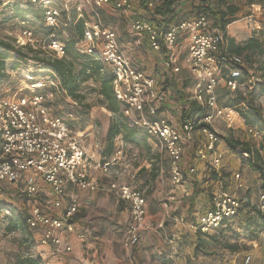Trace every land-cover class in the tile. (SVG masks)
I'll return each instance as SVG.
<instances>
[{
    "label": "built area",
    "instance_id": "obj_1",
    "mask_svg": "<svg viewBox=\"0 0 264 264\" xmlns=\"http://www.w3.org/2000/svg\"><path fill=\"white\" fill-rule=\"evenodd\" d=\"M1 1L39 9L44 26L52 29L68 26L74 16L76 20L83 18L84 6L91 9L107 7L126 14L129 33L143 37L152 52L163 56L162 68L174 74L180 69L178 40L186 36V64L194 79L186 99L194 101L200 109L205 110L206 116L202 119L181 120L178 124L163 118H149L156 115L159 104L167 101L166 93L159 90L155 77L145 73L125 56L118 45L116 32L103 25L96 14H91L89 20L84 22L83 37L76 49L81 54L93 56L111 73L112 91L115 99L124 104V117L130 125L143 129L166 155L168 175L173 186L182 185L188 175L197 172L199 165L207 166L209 179L216 182L218 188L210 194L208 208L197 217L192 228L204 235H211L238 217L245 202L237 196L236 191L227 189L222 183L219 133L213 124L220 120L232 128L237 115L232 108L219 104L218 90L221 82L228 91L233 92L239 88L244 63L240 56L226 51L223 47L224 33L211 25L206 14L163 31L134 14L139 0ZM148 6L151 8L152 3ZM245 11L246 24L259 25L264 13V0L247 4ZM36 43L29 29H24L16 39L19 48L31 46L35 49ZM45 47L53 58L61 59L64 56V45L60 41L49 38ZM28 79L32 83L25 87L28 90L26 94L16 97L24 90L22 88L14 91L12 97L0 91V187L18 189L20 196L27 200V229L37 234L39 245L52 247L62 254L69 253L71 247L62 244L60 232H74V217L79 208L77 199L67 193L68 185L91 193L108 192L128 206L129 216L122 245L125 250L133 249L139 243L146 217L143 194L117 180L118 173L113 167V160L99 161L94 166L107 181L106 187H101L88 173L90 157L86 151L84 133L73 131L69 119L56 114L48 106V102L53 99L52 90H58L59 81L54 76ZM65 99L70 101L67 96ZM245 130L252 138L260 136L255 128L247 127ZM195 131L200 138L194 148L192 164H186L184 150L192 142ZM114 146L115 157L119 159L123 156L122 142L118 147L117 144ZM242 155L250 159L247 153L243 152ZM232 177L240 182L237 188H241L240 174L235 173ZM263 183L264 169L256 181L253 204L263 219L257 240L264 244ZM42 185L47 191L45 199L40 201ZM67 197L69 201L65 204ZM251 260V256L247 255L243 263L250 264Z\"/></svg>",
    "mask_w": 264,
    "mask_h": 264
},
{
    "label": "rangeland",
    "instance_id": "obj_2",
    "mask_svg": "<svg viewBox=\"0 0 264 264\" xmlns=\"http://www.w3.org/2000/svg\"><path fill=\"white\" fill-rule=\"evenodd\" d=\"M253 1L258 3L262 0L248 1L247 4H250ZM199 2L200 0H195L196 4ZM103 9L107 16L103 22L107 27H110L116 32L117 42L122 52L129 59L130 57H133V59L137 58V61H133L132 59L130 60L136 63L143 71H145V73L157 79L160 91H166L167 89L174 91L177 89L175 87H179L180 84L183 87H187L189 85L188 88L192 89L194 85V79L187 69L186 64V36H181L178 40V48L181 52V57L178 63L180 69L179 72L174 74L171 71L162 68V55H154L155 52H152L139 39H136L134 35L128 33L126 26V14L117 11H110L105 7ZM242 11L244 14L245 10H243V8ZM13 12L14 5L5 4L0 0V37L17 47L16 39L19 37L21 32L24 29L32 30L34 38L37 40L35 49H33L40 51L41 54L44 53L47 57H50L49 52L45 47L47 40L43 36L44 32L43 28L41 27V25H43L42 21H39L32 16L26 17V19L23 21L14 18L10 19V17L13 15ZM139 17L141 18V16ZM195 17L196 15L194 14L190 15L187 19H185V21ZM207 17L211 25H213V19L209 15ZM244 17L245 15H242L241 13V15L237 17V23L229 28V36L226 35L224 42V47H226V49L227 47L229 48L231 41H233L235 45L239 46L245 45L251 38L255 39L259 43L264 41V13L262 18L259 20V25L245 24L246 21L244 20ZM143 18H145V16ZM54 36L59 41H63L67 38L66 33H64L62 29L59 28L54 32ZM134 42H139L140 44H138L137 47L129 48L128 45L130 43L133 44ZM23 53L24 58H22L23 56L19 58L13 53L10 54V57L7 60V62L11 64L16 61L15 59H21L19 63L17 62L19 66L14 71L9 70V76L7 80L0 82V91L7 96L12 97L15 94L14 91H16L18 88H22L24 90L19 92L16 97L26 94V91L28 90L25 87L32 83L28 77H32L33 80L35 78L36 80H39L40 77L37 76H40L42 73H44L42 70H40V64H38L33 58V53H31L28 49H24ZM240 56L242 57L244 63V76L239 88L231 92L225 89L221 82L218 90L219 104L224 107L225 103L232 102L234 106L231 108L234 110L238 118L236 117L234 120L232 128L227 129L225 126H218L216 125V122L213 125L216 131L219 133V139L222 138L223 135L226 136L227 142L225 149L228 151V154L232 155L236 159H239L241 163L247 165L248 171L251 172L253 170L250 167L247 159L242 155L243 152H240V150L243 151L246 145H248L253 151L260 149V155L264 160V134L260 133V136L257 138H252L249 136L245 130L247 126L245 125L244 120L239 113H246L248 111V99L250 92H253V95L255 96L254 105L258 107L264 114V52L262 53L256 49H252L241 53ZM8 66L10 67V65ZM43 82H45V80H43ZM172 83L176 85L173 86ZM98 90L99 84L93 80H88L87 82L83 83L80 88V96L82 98L80 102L73 101L71 98L69 101L65 99L66 95H63L59 92L60 94L57 95V99L60 102V107H57L56 109L58 111L63 109V114H58L69 119L70 127L73 131L84 133L85 146L88 153H96V155L100 156L99 158H102V152L105 148L106 128L113 115L106 109L102 98L98 95ZM71 102L74 103L72 104ZM228 141L232 144H236L238 146V150L234 151L230 149L227 145ZM120 142L122 141L118 137L114 139V145L117 144V147L120 145ZM115 150L116 147L114 146L113 153ZM122 152L123 156L121 161H119L120 164L116 162L113 157L110 159L107 158L105 160L113 159V167L118 173L117 180L119 182H125L129 185L134 181V170L143 161L148 162L150 158L155 159L154 157H158L153 164H156V162L160 164V162L164 161L165 159L164 154L150 141H148L146 145L142 144L139 146L122 142ZM250 159L252 160L251 156ZM147 164H149V162ZM237 173L240 174L242 179V170L240 169ZM145 174L140 175L143 178L145 177ZM98 177L99 178L97 179H99V183L104 184V182H106L104 177L100 175H98ZM234 181L237 183V185L240 183L236 180ZM243 189H245V187H243ZM245 191L246 192L245 194L243 193L241 199H243L244 196L249 198L247 190ZM23 201L24 197L20 196L16 187H2L0 191V264H9L14 254L24 253L27 250L31 251L33 246H37L35 243L36 238L33 235L34 233L27 229L26 226L16 231L9 230L8 219L11 216V212L8 210V208H1V206H10L12 208L15 207L20 209L23 206ZM247 203L249 206V201L243 205L246 206ZM243 221L244 218L242 217H236L235 219L231 220L230 225L236 229L235 232L230 230V233L221 234L218 238L221 239L224 237V239L219 240L217 244L212 243L211 251H209L208 255H198L197 258L202 259H198L199 263L203 261V264H222L224 262L227 263L228 260L233 259L234 257L236 258V262L238 264L243 262L244 255H247V253L250 252V249L254 247L253 244H255V247H257L256 242H258L257 238L254 239L250 237V233L245 230V222ZM249 230L253 231L252 228ZM229 247H233L234 250L230 249ZM194 262H196V259Z\"/></svg>",
    "mask_w": 264,
    "mask_h": 264
},
{
    "label": "crops",
    "instance_id": "obj_3",
    "mask_svg": "<svg viewBox=\"0 0 264 264\" xmlns=\"http://www.w3.org/2000/svg\"><path fill=\"white\" fill-rule=\"evenodd\" d=\"M248 1L252 0H229V2L239 8L242 15H246V11L243 14L242 8L245 10ZM253 3L257 2L253 1ZM105 8L110 10L107 7ZM136 11L137 13L134 14H140V11ZM236 23L235 21L226 27L227 36H229V28ZM135 37L148 47L143 37ZM138 44L140 43L134 42L128 46L129 48H134ZM179 53L181 57V52L179 51ZM154 55L161 54L154 53ZM130 59L137 61V58L133 59V57H130ZM172 85L175 86L173 83ZM188 87L189 85L183 87L180 84L179 87L175 88L183 95L188 96L191 91ZM163 92L167 95V101L159 104L156 115L149 118H163L173 124L180 123L181 113L185 106L178 102L173 91L167 89ZM216 125L225 126L228 129L220 120L216 121ZM199 138V133L195 131L192 142L185 147L183 158L186 164H192L194 148L198 144ZM148 141L156 146L153 140L149 139ZM218 148L222 153V183L227 189L236 191L240 199L243 193L245 194V190L248 192L249 198L244 196L242 200L245 204L249 201V206L247 203L246 207L238 215V217L245 218L247 215L249 216L250 209L254 207L256 181L259 174L255 171H248L247 165L228 154L225 149V135L219 139ZM88 155L90 157L88 173L98 182V175L102 177L103 175L94 166L97 162L103 161L104 158H99L100 156L93 152L88 153ZM164 156V166L161 165V162L160 164L157 162L153 164L156 159L152 158L149 159V164H147V161L139 164L134 170V181L130 185L127 184L139 190L146 200V217L140 232V240L131 251L125 250L122 246L124 230L129 216L127 204L116 199L108 192L91 193L68 185L67 193L77 199L79 208L74 217V232H60V237L62 244L70 246L71 251L67 254H62L55 251L52 247L41 246L38 243L37 234L34 233L37 246L32 247L30 251L32 255H38L42 259L43 264H203V261L200 263L198 261L201 258H197L198 256L194 254L196 233L198 231H195L192 225L197 217L208 208L210 194L218 188V185L209 179L207 166L199 165L197 172L194 175H188L182 185L173 186L168 175L167 157L165 154ZM112 157L118 163L122 158V156L119 159L116 158L115 152ZM151 165H154L157 169L155 170L157 177L154 180H150L149 177ZM142 168L146 169V174L144 173L145 177L143 178L139 174ZM240 169L243 173L242 187L237 188V183L232 175L239 172ZM106 182L104 184L98 183L105 188ZM46 191L47 189L44 186L41 187L40 201L45 199ZM68 201L69 198L67 197L65 204ZM253 246L250 252L247 253L252 258L250 264H264V244L258 240L256 242L257 247H255V244ZM206 250L209 253L211 248ZM247 255L245 254L244 257ZM195 259L196 262H194ZM222 264L238 263L234 257L228 260L227 263L224 262ZM239 264L244 263L240 262Z\"/></svg>",
    "mask_w": 264,
    "mask_h": 264
},
{
    "label": "trees",
    "instance_id": "obj_4",
    "mask_svg": "<svg viewBox=\"0 0 264 264\" xmlns=\"http://www.w3.org/2000/svg\"><path fill=\"white\" fill-rule=\"evenodd\" d=\"M149 3H152L151 8L148 6ZM137 10L140 11V14H135L138 18L141 16L140 19L147 21L152 26L163 31H167L172 27L178 26L190 15L194 14L198 16L200 14H206L213 19V25L224 33V37H226V27L235 22L237 17L241 15L239 8L228 0H200L197 4L195 3V0H139ZM91 14H96L97 18L103 25L106 26L103 21L107 16L103 8L97 7L91 9L88 6H84L83 18L76 20L74 16V19L68 26L59 28L66 33L67 37L63 41H60L64 45V56L61 59L53 58L51 56L47 57L44 53L41 54L40 51L34 50L31 46L22 48L15 47L12 43L0 37V82L7 80L9 70L14 71L19 66L18 63L21 59H15L16 61L11 64L7 62L10 54L14 53L19 58L22 56V58H24L23 50L28 49L31 53H33L35 61L40 64V70L44 72L37 77L43 78L45 76H54L59 81L58 90H52L53 99L48 102V106H50L52 111L56 114H63V109L59 111L56 109L57 107H60V102L57 99L58 94L62 92L73 101L80 102L82 99L80 96L81 85L88 80H93L98 83V95L102 98L106 109L113 115L108 123L105 133V148L102 152V158L105 160L107 158H111L113 154L115 138L118 137L123 143L139 146L142 144L146 145L149 140V136L143 129L130 125L126 117H124L122 113L124 104L115 99L112 91L111 85L113 77L111 73L104 69L100 61L96 60L93 56L81 54L76 49L77 43L80 42L83 37L84 22L89 20ZM142 15H144L145 18H143L144 16ZM29 16H32L43 23V16L39 9L36 10L32 6L20 7L16 4H14V12L10 19L14 18L23 21ZM126 26L128 31V19ZM41 27L43 28V36L46 40L49 38L57 40L54 36V32L57 29L46 27L44 24L41 25ZM252 49H256L257 51L263 53L264 41L259 43L255 39L251 38L243 46L235 45L234 42L231 41L229 48L227 47L226 51L240 56L241 53ZM8 65H10V67ZM222 75L224 76V73ZM243 76L244 75H242V78L240 79V83L243 80ZM173 92L175 93L178 102L185 106V109H183L181 113V120L202 119L206 116V111L200 109L194 101L187 100L186 96L178 90H174ZM254 100L255 96L253 95V92H250L247 103L248 111L246 113L239 114H241L240 116L244 120L247 127L255 128L259 133L264 134L263 113L254 105ZM233 106L234 104L232 102L224 104L225 108H231ZM227 145L234 151L238 147L236 144H232L229 141ZM240 152H245L251 156L252 160L247 159V161L253 171L263 174L264 160L260 155V149L253 151L248 145H246L243 151L240 150ZM154 158L157 159L158 157ZM161 165H165L163 161L161 162ZM155 170H157L155 166L151 165V170L149 172L150 180H154L157 177ZM145 172L146 169L142 168L140 169L139 174H144ZM1 189L2 187H0V191ZM261 189L264 191V183L261 185ZM22 204L23 206L21 205L22 208L20 209L15 207L12 208L10 206H1V208H8L11 212V216L8 219V228L10 231L20 230L26 226L25 219L28 208L27 200L24 199ZM248 214L249 216L247 215L243 221L245 222L244 227L245 230L250 233V237L256 239L262 230L263 219L256 211L255 207H252ZM251 228L253 231L249 230ZM230 230L235 232L232 225L220 227L214 234L211 235H204L197 232L196 243L194 246L195 256H198L199 254L208 255L209 253H207L206 249H210L212 243L217 244L219 240L224 239V237L221 239L218 237H220L223 233H230ZM229 248L234 250L233 247ZM9 264H43V262L38 255H32L30 250H27L24 253L14 254Z\"/></svg>",
    "mask_w": 264,
    "mask_h": 264
}]
</instances>
